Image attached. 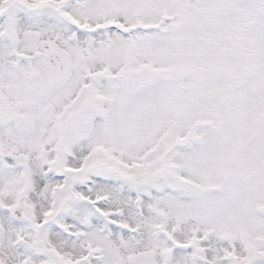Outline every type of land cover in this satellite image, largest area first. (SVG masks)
Listing matches in <instances>:
<instances>
[{"label":"snow or ice","instance_id":"snow-or-ice-1","mask_svg":"<svg viewBox=\"0 0 264 264\" xmlns=\"http://www.w3.org/2000/svg\"><path fill=\"white\" fill-rule=\"evenodd\" d=\"M0 264H264V0H0Z\"/></svg>","mask_w":264,"mask_h":264}]
</instances>
